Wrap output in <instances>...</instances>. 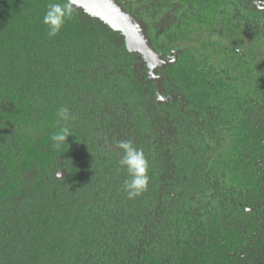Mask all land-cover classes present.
Returning <instances> with one entry per match:
<instances>
[{
	"label": "trees",
	"instance_id": "16d2710c",
	"mask_svg": "<svg viewBox=\"0 0 264 264\" xmlns=\"http://www.w3.org/2000/svg\"><path fill=\"white\" fill-rule=\"evenodd\" d=\"M118 1L149 30L173 18L160 0L137 12ZM65 2L0 0V264H264V48L246 38L256 13L246 0L186 4L161 28L163 49L185 44L157 94L122 35L83 10L50 37L47 7ZM122 140L149 163L131 200Z\"/></svg>",
	"mask_w": 264,
	"mask_h": 264
},
{
	"label": "flooded vegetation",
	"instance_id": "af4514ba",
	"mask_svg": "<svg viewBox=\"0 0 264 264\" xmlns=\"http://www.w3.org/2000/svg\"><path fill=\"white\" fill-rule=\"evenodd\" d=\"M148 1L149 0H145V1L137 0L136 3H139V6L137 10H135L136 8H134L133 11L137 12L139 11L140 8L145 9L147 7V3H152ZM158 1L159 0H157V2ZM160 1L162 2V4H165V6L168 7L166 11L167 13H170L168 15L169 16L172 15L173 18H170L169 16H168L169 18H167V16H165L162 19L155 20L154 25L152 26V30L148 29L147 20L145 19L144 16L143 17L141 15L138 16L137 13L135 12L131 13L128 9H126L124 6H122L119 3L130 15L135 17L137 20H139L143 24L146 37L150 43V47H151L150 49H152L153 56H150V57L154 61L153 65L155 68L150 72L147 61H143V58H142L143 56L141 55V52L133 54L128 51L127 43H126V36L123 35L121 32L119 33L122 35V38H119L118 46L125 48V50L129 54L136 56L137 59L138 60L140 59L142 64L146 66L147 77H149L148 81H150V84H153V86L158 87L157 94H159V92L161 91V82H163V76L161 75V71L165 70L169 65L175 64V62L177 61V56H176L177 52L174 50L178 49L179 45L185 44L183 41H179L175 44L173 48L174 50L171 49V50L166 51L165 49H163L165 48V45L163 44L161 28L163 25L167 26L168 24H171L173 21L182 22V20H184V18L189 13L188 7L186 8L185 5L187 4L189 6L190 5L192 6V4L195 3L194 0H187V2H184V0H160ZM245 7L252 9L253 12L256 13V15L251 20V22L254 20L252 22L254 28H251V27L247 28L249 36L246 38L257 49V51H260L261 49L264 48V0H246ZM245 25L247 24L245 23ZM201 27L202 25L200 26V28ZM203 30H204V27H203ZM196 47H199V45L196 44ZM161 100H164V99L162 98L157 99V101L159 102H161ZM196 114L197 113L195 112V116H197ZM197 121H199L198 125L203 124L201 119H197Z\"/></svg>",
	"mask_w": 264,
	"mask_h": 264
},
{
	"label": "clouds",
	"instance_id": "9594fccd",
	"mask_svg": "<svg viewBox=\"0 0 264 264\" xmlns=\"http://www.w3.org/2000/svg\"><path fill=\"white\" fill-rule=\"evenodd\" d=\"M73 12L72 0L65 3H50L43 17V23L47 26L48 35L56 36L63 28L66 20L71 17ZM58 117L64 121L71 119L67 108L61 107L57 113ZM71 135L68 127H62L52 136L53 146L61 148ZM116 147L120 150L119 165L126 169L130 179L124 181V191L128 199H134L147 191L150 177L148 175L149 163L144 151L135 146L130 140L119 141Z\"/></svg>",
	"mask_w": 264,
	"mask_h": 264
},
{
	"label": "water",
	"instance_id": "95a60500",
	"mask_svg": "<svg viewBox=\"0 0 264 264\" xmlns=\"http://www.w3.org/2000/svg\"><path fill=\"white\" fill-rule=\"evenodd\" d=\"M74 7L83 10L86 15L100 20L110 29L126 36L127 48L130 53H139L143 61H147L150 72L155 68L152 49L146 37L143 24L130 15L117 0H72ZM58 178H64L65 172L60 170Z\"/></svg>",
	"mask_w": 264,
	"mask_h": 264
}]
</instances>
